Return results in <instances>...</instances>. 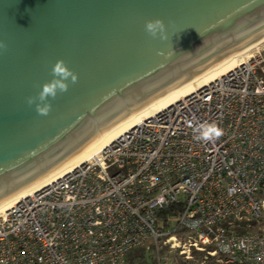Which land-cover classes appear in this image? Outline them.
Here are the masks:
<instances>
[{"label": "built area", "instance_id": "1", "mask_svg": "<svg viewBox=\"0 0 264 264\" xmlns=\"http://www.w3.org/2000/svg\"><path fill=\"white\" fill-rule=\"evenodd\" d=\"M212 121L224 134L197 140ZM134 250V264H264V50L0 214V264Z\"/></svg>", "mask_w": 264, "mask_h": 264}, {"label": "water", "instance_id": "2", "mask_svg": "<svg viewBox=\"0 0 264 264\" xmlns=\"http://www.w3.org/2000/svg\"><path fill=\"white\" fill-rule=\"evenodd\" d=\"M263 38L264 0H0V204ZM58 59L77 82L38 115Z\"/></svg>", "mask_w": 264, "mask_h": 264}, {"label": "bare ground", "instance_id": "3", "mask_svg": "<svg viewBox=\"0 0 264 264\" xmlns=\"http://www.w3.org/2000/svg\"><path fill=\"white\" fill-rule=\"evenodd\" d=\"M264 44V38L252 46L248 47L244 51L225 61L221 65L207 72L203 76L199 77L195 81L188 85H185L149 104H146L135 111L127 114L122 118L115 126H113L105 135H103L95 144H93L86 152L64 164L60 168L46 175L42 179L28 186L24 190L10 197L6 201L0 204V214L4 213L10 209L14 204H16L21 199L28 197L31 193L42 189L46 185L53 183L55 180L60 179L64 175L74 171L80 165L86 163L90 159H93L98 155L103 149H106L112 143H114L120 136L126 134L128 131L137 127L143 121L152 118L158 113L164 111L168 107H171L176 102L180 101L182 98L187 97L199 89L205 87L212 81L218 79V77L223 76L226 72L233 70L237 67L238 62L244 56L249 55L254 49H257Z\"/></svg>", "mask_w": 264, "mask_h": 264}, {"label": "clouds", "instance_id": "4", "mask_svg": "<svg viewBox=\"0 0 264 264\" xmlns=\"http://www.w3.org/2000/svg\"><path fill=\"white\" fill-rule=\"evenodd\" d=\"M147 34L153 38L158 35L164 39L165 24L160 19L148 20L144 25ZM6 45L0 43V48ZM52 79L40 86L35 96L26 98V104L34 105L38 115L46 116L51 111L50 99H55L58 93L68 91L69 82H77V74L67 67L63 60H56L51 68ZM196 139L204 142H213L224 134V129L216 121L202 122L194 126Z\"/></svg>", "mask_w": 264, "mask_h": 264}, {"label": "trees", "instance_id": "5", "mask_svg": "<svg viewBox=\"0 0 264 264\" xmlns=\"http://www.w3.org/2000/svg\"><path fill=\"white\" fill-rule=\"evenodd\" d=\"M141 254H142V252L139 250H134V251L130 252L127 256V263L128 264H134L137 259L142 258Z\"/></svg>", "mask_w": 264, "mask_h": 264}, {"label": "rangeland", "instance_id": "6", "mask_svg": "<svg viewBox=\"0 0 264 264\" xmlns=\"http://www.w3.org/2000/svg\"><path fill=\"white\" fill-rule=\"evenodd\" d=\"M257 49H259V50H264V44L261 45L260 47H258ZM255 50H256V49H254L253 51H255ZM146 264H151V263L149 262V260L146 259Z\"/></svg>", "mask_w": 264, "mask_h": 264}]
</instances>
